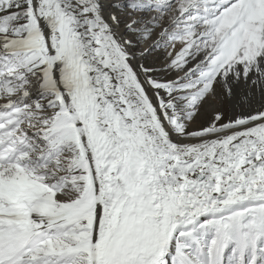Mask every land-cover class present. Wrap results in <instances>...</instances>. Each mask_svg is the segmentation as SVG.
I'll list each match as a JSON object with an SVG mask.
<instances>
[{
    "label": "snow or ice",
    "instance_id": "obj_1",
    "mask_svg": "<svg viewBox=\"0 0 264 264\" xmlns=\"http://www.w3.org/2000/svg\"><path fill=\"white\" fill-rule=\"evenodd\" d=\"M0 264H264V0H0Z\"/></svg>",
    "mask_w": 264,
    "mask_h": 264
}]
</instances>
